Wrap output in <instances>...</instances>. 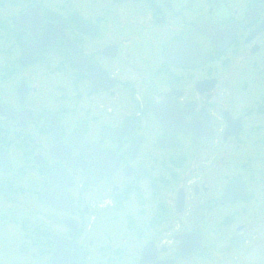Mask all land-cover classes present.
I'll use <instances>...</instances> for the list:
<instances>
[{
	"label": "flooded vegetation",
	"instance_id": "obj_1",
	"mask_svg": "<svg viewBox=\"0 0 264 264\" xmlns=\"http://www.w3.org/2000/svg\"><path fill=\"white\" fill-rule=\"evenodd\" d=\"M263 207L264 0H0V264L235 253Z\"/></svg>",
	"mask_w": 264,
	"mask_h": 264
},
{
	"label": "rangeland",
	"instance_id": "obj_2",
	"mask_svg": "<svg viewBox=\"0 0 264 264\" xmlns=\"http://www.w3.org/2000/svg\"><path fill=\"white\" fill-rule=\"evenodd\" d=\"M250 218L247 221V242L239 252L226 251L227 229L219 231L205 228L199 231L202 244L195 256L181 258L173 264H264V207ZM209 222L214 220L209 218Z\"/></svg>",
	"mask_w": 264,
	"mask_h": 264
},
{
	"label": "water",
	"instance_id": "obj_3",
	"mask_svg": "<svg viewBox=\"0 0 264 264\" xmlns=\"http://www.w3.org/2000/svg\"><path fill=\"white\" fill-rule=\"evenodd\" d=\"M230 198L228 197V193H226L222 198L221 202L229 200ZM239 236L235 235L232 237L231 240V246L232 247H238L239 243ZM238 239V240H237ZM201 245V237L197 234L194 233H183L180 235V245L178 246L179 251L184 254H191L196 252ZM51 264H64V261H61L54 256ZM153 264H171L170 261H164V262H158V263H153Z\"/></svg>",
	"mask_w": 264,
	"mask_h": 264
}]
</instances>
